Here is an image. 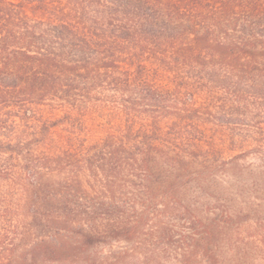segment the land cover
<instances>
[{
    "label": "trees",
    "instance_id": "obj_1",
    "mask_svg": "<svg viewBox=\"0 0 264 264\" xmlns=\"http://www.w3.org/2000/svg\"><path fill=\"white\" fill-rule=\"evenodd\" d=\"M262 96L264 0H0V264H186Z\"/></svg>",
    "mask_w": 264,
    "mask_h": 264
},
{
    "label": "rangeland",
    "instance_id": "obj_2",
    "mask_svg": "<svg viewBox=\"0 0 264 264\" xmlns=\"http://www.w3.org/2000/svg\"><path fill=\"white\" fill-rule=\"evenodd\" d=\"M229 111L218 113L223 127L243 134L240 142L264 144V96L234 103ZM238 163L242 170L229 173L216 158L199 168L206 187L191 185L188 200L193 205L186 216L198 215L202 223L185 236V246H195L186 264H264V157L249 155ZM210 166L219 172L210 175ZM162 252L170 255L166 248ZM167 259L165 264H173Z\"/></svg>",
    "mask_w": 264,
    "mask_h": 264
}]
</instances>
